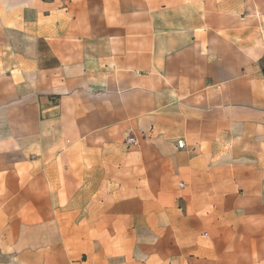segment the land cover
I'll use <instances>...</instances> for the list:
<instances>
[{"label": "crops", "instance_id": "obj_1", "mask_svg": "<svg viewBox=\"0 0 264 264\" xmlns=\"http://www.w3.org/2000/svg\"><path fill=\"white\" fill-rule=\"evenodd\" d=\"M0 264H264V0H0Z\"/></svg>", "mask_w": 264, "mask_h": 264}, {"label": "built area", "instance_id": "obj_2", "mask_svg": "<svg viewBox=\"0 0 264 264\" xmlns=\"http://www.w3.org/2000/svg\"><path fill=\"white\" fill-rule=\"evenodd\" d=\"M130 139H133V138H130ZM178 144H179L180 147H183L184 146V141L183 140H179Z\"/></svg>", "mask_w": 264, "mask_h": 264}]
</instances>
